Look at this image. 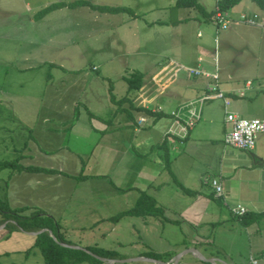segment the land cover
Returning a JSON list of instances; mask_svg holds the SVG:
<instances>
[{
  "label": "rangeland",
  "instance_id": "obj_1",
  "mask_svg": "<svg viewBox=\"0 0 264 264\" xmlns=\"http://www.w3.org/2000/svg\"><path fill=\"white\" fill-rule=\"evenodd\" d=\"M81 1L83 0H0V200L3 207L7 204L5 191L11 194V178L17 173L26 174L27 196L44 188L35 185L34 176L24 173L26 171L18 166H48L54 162L43 154L60 155L66 150L76 152L80 166L84 165L89 150L82 142L89 140V131L94 126L90 117L96 113L111 116L115 112L112 117L114 122L119 115L118 107L115 106L118 102H113V107H104L110 92L116 100L127 96L130 98L128 101L137 104L134 93L138 95L141 91L142 94L151 87L152 94L157 96L148 106L160 107L165 112L163 118H171L172 112L186 113L185 109L181 111L178 108L203 97L207 93V85H215L212 77L195 75L186 68L193 66L208 72L216 71V63L213 62V57L216 56L215 45H218V63L221 67L219 81L216 83L218 90L233 88V93L238 94L242 90L240 87H244L249 79L253 87L257 86L253 92L243 88L245 96H224L232 100L240 98L245 103L252 99L259 105L264 103V15L261 13L264 10L254 1L241 0L227 9L230 18H225L228 19L225 28H220L222 23L216 21L213 15L217 0H199L208 16L195 8H176L175 0H89L96 5L119 7L116 11L90 8L81 5ZM55 2L70 5L55 8L45 14L40 13L44 7ZM242 12L245 13L246 20L240 18ZM254 47L262 48L263 51L260 49L257 54ZM238 48L246 52H239ZM253 50L254 52H250ZM199 56L201 61L198 60ZM171 61L180 66L172 68ZM166 64V68L170 69L158 72ZM93 65L99 67L97 73L92 70ZM85 71L97 74L98 78L75 79ZM133 72H141L143 80L150 78V85L142 83L143 86L139 89L128 91L127 82L122 76L129 77ZM115 73L120 74L112 78L111 75ZM84 90L87 91L93 113L86 104V94H82ZM119 92L122 95H118ZM76 97L79 103L72 106ZM195 105L200 110L199 119L193 125L184 123L191 136L205 121L206 115L212 116L213 108L216 114L221 111V129L219 126L217 133L221 131L224 136L231 131L232 124L226 120L222 98L206 99ZM243 108L247 111L241 114L243 117H256L251 114V107L244 105ZM141 114L136 108L127 110L129 123L126 128L129 137L126 152L132 157L141 152L135 145L136 136L140 133L139 136L145 138L152 128V125L138 127L135 124L137 116ZM136 121L139 122L138 119ZM65 130H69L70 134L63 141L62 132ZM221 134L220 141L224 140L221 139ZM211 135L207 133L203 136L213 137ZM186 142L187 139L182 140L178 145L184 143L180 146L184 148ZM151 152L144 155L146 160L139 168H144V171L135 186L138 170L125 183L120 182L126 169L138 168V164L132 162H127L125 166L119 165V162L129 160L126 155L111 164L91 161L86 163L89 170L101 171L110 165L116 168L113 175L89 176L84 182L108 203L109 197L117 194L113 190L120 189V199L114 209L110 207L108 210L105 209L103 199L95 197L97 202L94 212L101 215L102 219L93 222L87 212L90 224L72 230L69 235L65 234L63 239L69 242L63 243L73 248H83L81 245L86 243L82 240H96V247L102 252L111 250L110 253H103L114 257L113 260L139 257L136 255L140 252L157 255L164 260L189 248L186 247L187 237L178 241L183 238L179 234L188 230L180 208L181 197L185 194L177 186V179L172 172L152 167L154 161H148L152 158ZM200 152L203 151H197ZM171 153L180 158L182 150H171ZM4 161L12 162V165L1 166ZM53 165L58 170L59 164L55 162ZM58 173L68 176L73 172L65 166ZM75 181L80 183V179ZM134 187L141 188L156 198L158 206L168 204L169 210L162 213L163 217L155 213H152L154 216L121 215L122 211L134 205ZM111 199L115 200L113 197ZM11 207L15 209L17 205ZM105 215L112 216L107 218ZM60 217L65 218L64 212H61ZM83 224L84 222L81 223ZM154 247L160 253H155ZM126 255L132 257H125ZM188 257L189 254H185L182 259L187 261ZM251 259L248 264H251ZM254 261L256 264L257 260ZM111 264L154 263L121 261Z\"/></svg>",
  "mask_w": 264,
  "mask_h": 264
},
{
  "label": "crops",
  "instance_id": "obj_2",
  "mask_svg": "<svg viewBox=\"0 0 264 264\" xmlns=\"http://www.w3.org/2000/svg\"><path fill=\"white\" fill-rule=\"evenodd\" d=\"M223 13L225 18H230L227 10ZM261 13L264 15V12ZM199 34L200 33H198L197 36H199ZM243 47L245 46H242V48ZM260 49L263 51L262 48H255L257 54ZM237 51L244 52L245 50L238 48ZM250 52H254V50ZM214 53L217 56L213 57V62L214 64L216 63L215 67L216 72L218 73V83L220 77L219 72L221 70L220 64L218 63V45H215ZM235 55L233 60L236 59ZM253 57L257 58L255 54H253ZM198 60L201 61L202 58L199 56ZM262 62L264 68V56ZM170 63H172L173 66H180L179 63L173 61ZM168 64L162 66L158 72L163 69L164 71L170 69L169 67L166 68ZM98 69V66H92L94 72L97 73ZM186 69L191 73V69L196 68L188 66ZM214 72L203 70L200 74H203L208 78L211 77L210 74ZM119 74L120 73H115L111 75V77L115 78L116 76H119ZM79 77H83L85 80L89 77L95 79L98 78L97 74H90L88 71L77 75L75 79ZM151 77L153 78V76ZM122 78L125 80V77L122 76ZM90 81L92 82L93 79ZM213 81L215 83V80ZM73 82L77 83L75 80ZM150 83V78L143 80V85L146 84L145 86H149ZM207 86L211 87V85ZM148 88L149 89L142 94H140L141 91L138 95L134 93L135 100H133L136 101L137 104L124 100V97L116 100L110 92V95L107 97V104L104 107H113V102H118V105L115 106L118 107L117 110L119 115L115 118L114 122L112 117L115 112L111 116H103L100 113H96L90 117L94 126L89 131V140L82 142L83 145L87 146L86 149L89 150V155L84 162V165L80 166L78 155L76 152L74 153L70 150H66L60 155H57L56 153L43 154L44 156L49 157L52 162H57L59 164L57 165L58 170L54 169V163L48 166L21 165V170L26 171L24 173H28L31 177L34 176V184L43 186L44 188L42 190H35L37 192L34 191L31 196H27L26 174L17 173L11 178V194H8L7 190L5 191L7 206L24 216H31L36 212H39L40 216H48L52 218L53 221L50 218L45 220L48 227H43V229L46 228L44 230L48 231L49 235L53 237L52 228L56 232L54 234L59 238V240L57 239V242L62 245L63 242H69L63 239L65 234L69 235L72 230L83 228L90 224V222L87 221V212L91 215V218H93V222H98L102 219L101 215L94 212V205L97 202L94 199L95 197H100V200L103 199L105 202V209L108 208V210L110 207L114 209L116 202L120 199V189L113 190L114 194L117 193L116 195L111 196L115 198V200L109 197L110 199H108V203L101 197V194L95 192L89 187L88 183L84 182V179H87L89 176L101 174L113 175V170L116 168L110 165L108 168L101 171L94 169L89 170V166H87L86 163L91 161V163L111 164L121 156L126 155L129 160L121 161L119 162V165L125 166L127 162H132L137 163L138 168L126 169L120 178V182L125 183L127 179L134 175V171L138 170L136 181H134L135 186L137 180L140 176L142 177V172L144 171V168L139 169L146 160L144 155L154 151L153 153L151 152L152 154L150 153L152 158L148 159V161H154L152 167L172 172L177 179V186L179 182L185 188L193 191V193H188L178 186L185 194V196L181 197L180 208L183 212L181 215L183 221L188 227V230L185 233L181 232L179 234V236H183V238L178 241L185 240V237H187L188 245H186V247L189 248H186V250L194 248L197 252L200 251L202 253L199 252L203 258L207 260L213 259L215 261L208 262L200 258L199 254L194 251H186L184 253H182L183 251H180L178 254L171 255L164 260L161 259L160 256L151 257L145 252H140L136 256L153 259L158 258L168 264L171 262L172 264H179V262L181 264H248L251 258L257 260L256 264H264V132L258 133L255 146L251 150L232 147L226 144L224 140L220 141L219 134H221V131L217 133L216 130L219 126L221 129V111L216 114L213 108L211 109L212 116L206 115L205 121L197 128V131L199 132L195 130L191 136L188 130L185 132L181 129V122H177L174 116L171 118H163L165 115L163 117H158L155 113H152L160 111L165 114L164 111L160 110V107L150 108L148 106V103L153 101L157 96L156 94H152L153 88ZM240 88L242 90L239 91L238 94L233 93V88L221 91L223 94H229L230 97L234 98L246 95V93L244 94L243 88L246 91L249 89L253 92L257 89V86L253 87V83L247 79L244 83V87ZM216 89H218L217 84ZM82 94H86V104L90 107L93 113V108L89 104L87 91L84 90ZM118 95H122V93L119 92ZM224 97L228 99V103L226 104L223 98V106L226 114L230 112L237 117L245 118L241 115L242 113H247L243 108L245 105L251 107V114L256 116L253 118L264 119V103L259 105L254 99H252L249 100V104L243 102L244 100H240V98L232 100V98L229 99L227 96ZM200 99V102L197 101V99L192 102H198L201 104L206 100H203V98H199L198 100ZM78 103L76 97L72 101V106H77ZM129 108H136L142 113L137 116L136 120L144 119V121L141 124H138V121L135 120V124L138 127L152 125V128L149 130L150 132L147 133L145 138H141L139 136L140 133L136 136L135 145L141 150V152H137L133 157L127 155L126 152V141L127 137H129V132L126 128V125L129 123L127 117V110ZM178 109L182 111L185 107L180 106ZM149 110L151 111L150 113ZM256 111L260 113H257ZM146 121L147 123H145ZM75 124H77V120ZM207 133H211L213 137L203 136ZM69 134V130L63 131L62 140L66 141L69 138ZM184 134L185 136L183 137ZM75 135L83 137V135L80 134ZM223 138L224 136L221 134V139ZM186 139L187 142L184 145V148L180 147L184 144L183 143L179 146L178 144L180 141ZM99 146L101 149H99ZM171 150H173V152H175V150H182V153L179 154L181 155L180 158H177L178 156L172 154ZM197 151H203L204 153H197ZM39 153L42 154L41 151H39ZM83 156H85V154ZM167 159H169V162L166 165ZM27 166L42 167L51 171H32L26 169ZM65 166L73 173L68 176H63L61 173H58L59 171L64 170ZM205 177L208 179L206 182L204 181ZM211 178H217L221 184V196L215 195L214 188L209 181ZM75 179H80V183H77ZM50 188L56 189L50 190ZM134 189L136 188L134 187ZM143 195L150 197V200L144 199L145 201L142 202V204H144L143 209L149 213L124 214L125 211L136 206L139 197L143 198ZM101 202L102 201H99V203ZM15 204L17 207H14L15 209H13L11 205ZM133 204V206L122 211L121 215L154 216L152 213H155L163 217L162 213L168 211L170 208L168 204L163 203L161 207L158 206L157 204H159V201L156 198H153L145 190L138 187L135 190ZM237 205L243 206L246 209V212L242 216H237L232 212V208ZM61 212H64L65 218L60 217ZM105 216L109 218L112 215ZM2 218L3 216L0 214V264H46L40 248L34 244L35 234L29 233L33 231H26L14 227L10 229L9 224L14 223L13 220L6 219L3 221ZM61 220L64 222L63 224ZM82 222H84L83 225H81ZM53 225H55L56 228ZM41 231L43 230L41 229ZM82 241L86 243L85 245H81L83 247L82 249L90 247L98 248L96 247L98 244V241L96 240ZM90 244L92 246H89ZM68 247L73 248L72 246ZM153 250H155V253H160L159 249L156 251L155 247ZM180 253H182L181 256L176 260V256ZM185 254H189V260L187 261L182 259V256ZM129 256L132 257L131 255H126L125 257ZM105 257L112 258L111 260L114 258L109 255ZM132 259L133 258H129L130 261H132ZM113 262L120 263L119 261ZM146 262L159 264L152 261ZM111 263L112 262L104 261V264ZM71 264L98 263L83 260Z\"/></svg>",
  "mask_w": 264,
  "mask_h": 264
},
{
  "label": "trees",
  "instance_id": "obj_3",
  "mask_svg": "<svg viewBox=\"0 0 264 264\" xmlns=\"http://www.w3.org/2000/svg\"><path fill=\"white\" fill-rule=\"evenodd\" d=\"M240 1L241 0H217L216 5H215V9L213 11V15L215 16L216 21L221 22L223 25L224 22L219 21V19L216 18V13L218 11L224 12L227 9H229L230 7L239 3ZM252 1H254L261 9L264 10V0H252ZM80 3H81V5H85V6H88L90 8H97L98 7L100 9H104V10L108 9V10H112V11H116L119 9V7H108L105 5H96L92 2H90L89 0H87V1L83 0ZM64 5H70V4L65 3V2H55L53 4H50L46 7H44L42 10H40V13L45 14L50 10H53L55 8H58V7H61ZM174 7H176V8H195V9H198L203 15L208 16V13L205 10H203V7L199 3V0H175L174 1ZM227 23L228 22H226V24ZM226 24H225V26H226ZM222 25L220 26V28H225V26L222 27ZM217 78H218V73H217ZM125 80L127 82L128 91L129 90H137V89H139V87L143 83V74L141 72H133L131 74V76L125 77ZM216 83H217V80H215V85H216ZM207 88H208V86L206 87V89ZM216 91H219V90L216 89ZM212 93H214V91L207 90V93H205V95L201 98H203V100L209 99V98H222V97H208V98H206V96H208ZM123 99L127 100V101L129 100V98H127V96L124 97ZM197 101L200 102L201 99L197 100ZM150 112L151 111L149 110V113ZM152 113H155L158 117H163L165 115L163 112H160V111H155ZM168 162H169V159H167L166 165L168 164ZM8 165H12V162L4 161L1 164V166H8ZM18 167L20 168V166H18ZM26 169H29L32 171H45V172L51 171V170L46 169V168L33 167V166H27ZM178 186L185 192L193 193V191L189 190L188 188H185L179 182H178ZM143 196H144L143 198L139 197V200H138L136 206L125 211L124 214L149 213L148 211L146 212L143 209L144 204H142V202L145 201L144 199L150 200V197L147 195H143ZM5 205H6V207H3L4 204L0 200V214L3 216V218H2L3 221L6 219H11L14 222V223L9 224L10 229H12L14 227V228H20V229L26 230V231H33V232L36 231L37 232V231H40L41 229H43V227H48V225L45 223V220L47 218H50V217L40 216L39 212H36L35 214H33L31 216H24V215H21L18 211L10 209L9 206H7V204H5ZM50 219L52 220V218H50ZM53 226L56 228L55 225H53ZM51 230H52V234H53L54 238L51 235H49L48 231H45V230L40 231V232L35 234L34 244L40 248L46 264H71V263H76V262H80L83 260H89V261H92L94 263L102 264V263H104V261L96 258L94 255L101 257V256H108L107 254H104L103 252L110 253L109 250H105L102 252L99 248L90 247L87 249H85V248L82 249V248H71L68 246L61 245V244H59V242H57V239L59 240V238L56 234H54L56 232L52 228H51ZM150 256L153 257L154 255H150ZM155 257H157V255H155Z\"/></svg>",
  "mask_w": 264,
  "mask_h": 264
},
{
  "label": "built area",
  "instance_id": "obj_4",
  "mask_svg": "<svg viewBox=\"0 0 264 264\" xmlns=\"http://www.w3.org/2000/svg\"><path fill=\"white\" fill-rule=\"evenodd\" d=\"M216 18L219 19V21H223L222 27L225 26L226 22H228V19H225L224 13L218 11L216 13ZM240 18L246 20L245 13L240 14ZM177 66H173L172 68H176ZM179 67V66H178ZM201 71L199 69H191V73L194 74H200ZM208 75V74H207ZM213 79L217 80V73L216 71L212 74H210ZM208 90L214 91V93L206 96L208 97H222L224 98L225 103H228V99L224 97L223 93L220 91H216V85H211V87L207 88ZM198 103V102H196ZM195 102H189L185 106V112L184 114H180V111L172 112V115L175 117V120L177 122H181V129L183 131H187L186 125H193L194 121L196 119H199L200 117V110L196 107ZM179 110V109H178ZM185 117V118H184ZM144 119L139 120L138 123H141ZM226 120L231 122L232 129L230 132L225 133L224 135V141L226 144L239 148L244 150H251L255 146L256 138L258 133L264 132V119L261 118H241L237 117L235 114H232L228 112L226 114ZM186 125H185V124ZM182 136V135H181ZM185 134L183 135V137ZM208 179L205 177L204 181L206 182ZM211 186L214 188V192L216 196L222 195V188L221 184L219 183L217 178H211L209 179ZM232 212L237 216H242L246 209L243 206L237 205L236 207L232 208ZM255 259H251V264H254Z\"/></svg>",
  "mask_w": 264,
  "mask_h": 264
},
{
  "label": "water",
  "instance_id": "obj_5",
  "mask_svg": "<svg viewBox=\"0 0 264 264\" xmlns=\"http://www.w3.org/2000/svg\"><path fill=\"white\" fill-rule=\"evenodd\" d=\"M44 229H46V228H44ZM44 229H42V230H44ZM40 231H41V230H40ZM40 231H37V232H29V233H30V234H36V233H38V232H40ZM62 245H64V246H69V245H67V244H65V243H62ZM186 251H194V252H197V250H195L194 248H192V249H189V250H185V251H183L182 253H184V252H186ZM182 253H180L178 256H176V260L179 259V257L181 256ZM197 253L199 254L200 258H202V259H204V260H206V261H208V262H213L212 259H211V260H207V259L203 258V256H202L199 252H197ZM94 256H95L96 258L100 259V260L107 261V262H113V261H119V262H121V261L125 262V261H126V262H127V261H130L129 259H124V260H111V259H106V258H103V257L97 256V255H94ZM132 261H152V262H157V263H159V264H168L167 262H163V261H161V260H157V259H153V258H145V257L133 258ZM214 261H215V260H214ZM170 264H172V263H170Z\"/></svg>",
  "mask_w": 264,
  "mask_h": 264
}]
</instances>
